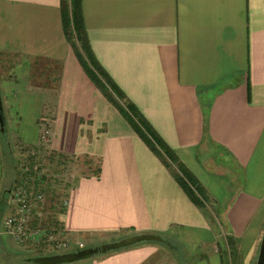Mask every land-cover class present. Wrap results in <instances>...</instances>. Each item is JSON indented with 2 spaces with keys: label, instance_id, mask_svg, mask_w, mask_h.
<instances>
[{
  "label": "crops",
  "instance_id": "0c3cea01",
  "mask_svg": "<svg viewBox=\"0 0 264 264\" xmlns=\"http://www.w3.org/2000/svg\"><path fill=\"white\" fill-rule=\"evenodd\" d=\"M80 12L99 64L220 219L190 202L87 77L65 39L61 0H0L10 141L38 146L47 110L54 156L101 162L99 177H78L58 215L69 251L141 234L165 241L72 264H226L213 231L220 225L236 264H250L264 227V0H81ZM5 166L0 147V201L13 174ZM9 210L0 205V264H34L44 249L17 248L2 233Z\"/></svg>",
  "mask_w": 264,
  "mask_h": 264
},
{
  "label": "trees",
  "instance_id": "16d2710c",
  "mask_svg": "<svg viewBox=\"0 0 264 264\" xmlns=\"http://www.w3.org/2000/svg\"><path fill=\"white\" fill-rule=\"evenodd\" d=\"M80 3L81 0H61V14L65 39L74 49L76 58L85 74L96 85V87H98V89L102 92L108 102L112 106H114V108L126 120L134 133L142 140V142L146 145L150 152H152V154H154L156 158H158L159 161L162 162L164 167L168 169V171L171 173L176 183L182 188L190 202L198 210H200L206 218H208L209 216H213L215 220L219 221V215L210 210L206 193L201 188L196 178L179 161L173 150H171L166 145V143L161 139V137L157 134L153 127L143 117L137 107L125 96L122 90L114 83V81L109 77V75L99 64L91 49L88 37L85 32L80 12ZM56 84L57 82H53V85ZM48 114L49 111L47 112L46 110V114L44 115L43 113L40 116V119H48ZM23 147L31 149L30 153H26L27 160L33 162V160H36V158H41V160L49 162L51 166L53 164H55V166H59V163L55 161L56 156H54L53 153L44 146L38 145L32 148L27 146ZM62 158L66 159L69 157ZM70 160L82 161L78 165H84L85 168L87 167L88 171H86L85 173L87 177H99L101 173L100 160L96 161L88 156H84L83 158L73 157ZM75 183L76 181L73 183V185ZM69 187H72V185ZM51 196L52 195H47L48 220L56 227L61 226L57 221V215L64 213L65 208L58 207V205H56V203H59V201L57 202L58 199L53 200ZM65 198H67V194H65ZM2 203H4V200L0 201V205ZM49 210L56 212V214H53L55 215L54 217L52 215V217L50 218ZM232 242V238L228 236L223 237V244L227 247V251L226 248L222 250V256L226 255L227 257L228 252L230 260L233 257V248H231Z\"/></svg>",
  "mask_w": 264,
  "mask_h": 264
},
{
  "label": "built area",
  "instance_id": "2783aa9c",
  "mask_svg": "<svg viewBox=\"0 0 264 264\" xmlns=\"http://www.w3.org/2000/svg\"><path fill=\"white\" fill-rule=\"evenodd\" d=\"M50 124L46 118L39 121L38 145L47 149L52 136ZM50 166L49 162L36 158L33 162L27 160L20 167L15 187L10 192V211L1 226L3 233L12 237L18 246L63 251L73 245L62 226L56 227L48 220V199L43 180L58 176L46 174ZM60 207H66V198Z\"/></svg>",
  "mask_w": 264,
  "mask_h": 264
},
{
  "label": "rangeland",
  "instance_id": "374dc122",
  "mask_svg": "<svg viewBox=\"0 0 264 264\" xmlns=\"http://www.w3.org/2000/svg\"><path fill=\"white\" fill-rule=\"evenodd\" d=\"M62 26H63V23H62ZM18 142H19L18 140L13 141V142L10 141V136H9L8 130H6V128H5V132L3 134L0 133V147H1L2 155H3V157L5 159V163H6V166H5L6 175L8 174V172L10 170L13 172V174L11 175L12 178L10 180H8V182H7V178H6L5 185H4L5 187L1 192V193H4V191L6 192L5 193L6 201H4V203L7 206V208H10L9 202H10V197H11V194H7V191L11 192L13 190V188L15 187V183H16L15 179H17V177H18V174H19L18 172L20 170V167H22L23 164H25V162L27 161L26 153L31 152V149L23 147V145H21ZM55 161H57L59 163L58 164L59 166H55V164H53L52 166L48 167L49 171L46 174L51 175L54 173V175L58 174V176L57 177H51L48 180L45 177V179L43 180V183L45 184L46 196L52 195L51 198L53 200L58 199L57 202L59 201V203H56V205H58V207H60L61 202L63 203L65 200V194L68 193V191L70 189L69 186L73 185V183L78 179V177L80 175H82L85 170L88 171V169H87V167L85 168L84 165L79 166L78 164H80V162H82V161H78V160L72 161L68 158L65 159L62 157H56ZM44 169L46 170V168H44ZM46 199H47V197H46ZM47 205H48V202H47L46 206ZM8 213H7V215H8ZM54 213L56 214V212L49 210L50 218L52 217V215ZM54 216L55 215H53V217ZM211 218L214 219L213 216H211ZM0 219H2L1 216H0ZM212 224L214 225L213 227H217L215 220H212ZM220 229H218V230H216V228L213 229L217 242H221V240L223 239L224 236H228V234L226 233L227 228L224 227V225H222L220 227ZM263 232H264V227H263V230L261 233V237H262ZM2 233H3V231H2ZM4 236H8V235L5 234ZM261 237H260V241H261ZM9 239L12 241V243L15 247L19 248V246L15 243V241L12 237L9 236ZM259 245H260V242L257 246L256 253H255L253 260L251 261L250 264H256V260H257L258 253H259ZM73 247H74V245H72L67 250H63V251L53 250L51 248H43L45 251H43L39 254H41L43 256L44 255H50V254H59V253L64 254V253L70 252L69 249H72ZM25 248L28 249L27 247H25ZM30 255H38V254L36 251L35 252L33 251L32 254H30ZM37 257H42V256H37ZM226 259H227L226 264H236V262H235L236 259H235L234 254L232 257V261L231 260L229 261V255L227 252ZM237 264H246V263H243V262L238 263L237 262Z\"/></svg>",
  "mask_w": 264,
  "mask_h": 264
},
{
  "label": "water",
  "instance_id": "95a60500",
  "mask_svg": "<svg viewBox=\"0 0 264 264\" xmlns=\"http://www.w3.org/2000/svg\"><path fill=\"white\" fill-rule=\"evenodd\" d=\"M5 125L6 123L3 114V105L0 94V133L2 134L5 132ZM7 194H10V191H7ZM142 243H165V241L160 236L141 234L123 238L112 243L102 244L93 248H83L64 254L35 257L30 261H32L34 264H72L79 261L91 259L95 256L106 255L111 252L130 248ZM256 264H264V232L261 237Z\"/></svg>",
  "mask_w": 264,
  "mask_h": 264
}]
</instances>
